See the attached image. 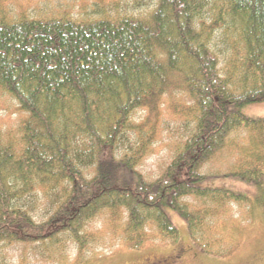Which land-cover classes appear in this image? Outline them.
<instances>
[{
	"label": "trees",
	"instance_id": "trees-1",
	"mask_svg": "<svg viewBox=\"0 0 264 264\" xmlns=\"http://www.w3.org/2000/svg\"><path fill=\"white\" fill-rule=\"evenodd\" d=\"M207 2L158 0L143 18L0 20V94L25 114L18 147L5 144L0 130V248L67 233L82 257L89 223L104 215L115 228L126 215L128 242L148 228L177 237L168 209L194 238L233 205L254 211L249 197L205 184L212 177L205 166L240 129L254 147L233 176L260 192L264 208V118L243 112L264 102V0H226L221 12L241 49L225 65L211 45L214 22L202 17ZM139 110L145 117L136 122ZM165 112L190 132L149 179L138 167L162 139ZM125 143L129 152L119 154ZM39 190L55 197L38 220L18 201Z\"/></svg>",
	"mask_w": 264,
	"mask_h": 264
},
{
	"label": "rangeland",
	"instance_id": "rangeland-1",
	"mask_svg": "<svg viewBox=\"0 0 264 264\" xmlns=\"http://www.w3.org/2000/svg\"><path fill=\"white\" fill-rule=\"evenodd\" d=\"M158 0H0V20L13 21L22 17L30 19L71 17L80 21H92L102 18L134 16L146 17L156 6ZM226 0H208L202 13L207 22H214L215 33L211 45L220 57L221 64L231 60L241 43L234 27L228 24ZM225 21L222 22V18ZM243 112L252 118H264V102L243 108ZM25 114L19 109L15 99L8 94H0V130L5 144L18 147L22 138V119ZM145 117L139 110L133 119L138 122ZM171 112H165L159 122L158 131L162 139L152 146V153L139 165L138 169L149 179L159 176L169 162L177 143L185 138L190 128ZM249 133L238 130L230 138V149L219 154L205 166L209 177L205 184L233 190L249 197L254 211L245 205L240 208L233 205L223 215L222 222H207L213 227L206 234L194 238L187 222L179 213L168 209L172 222L177 226V237L168 238L157 228H148L144 238L126 241L123 231L126 215L118 227L108 226L107 215L101 216L88 225L92 232L85 240L86 249L79 257L78 244L67 234H61L57 240L43 244L3 245L0 248V264H153L168 259L174 264H264V208L257 201L259 193L252 184L246 183L235 172L237 160L246 152L249 154L254 144H248ZM133 146V144H132ZM129 152L125 143L118 153ZM246 156H248L246 154ZM234 171V172H233ZM21 186V185H20ZM24 193L18 204L25 206L36 219L46 216L50 207L47 201L55 196L43 191ZM25 196V197H24ZM141 240V241H140ZM138 242L134 246V243ZM140 242V243H139ZM209 245H213L208 249Z\"/></svg>",
	"mask_w": 264,
	"mask_h": 264
}]
</instances>
